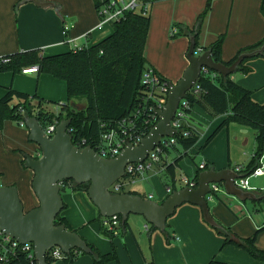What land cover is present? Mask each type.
<instances>
[{"label": "crops", "instance_id": "crops-1", "mask_svg": "<svg viewBox=\"0 0 264 264\" xmlns=\"http://www.w3.org/2000/svg\"><path fill=\"white\" fill-rule=\"evenodd\" d=\"M47 1L55 2L60 11L57 12L53 7H39L30 0H0V58L36 48L43 49L46 54L61 53L97 43L113 31L111 25L98 27L100 19L94 0ZM209 2L210 9L201 25L199 46L208 47L224 35L221 56L223 61H229L241 48L264 38L262 0H159L149 8L152 29L145 55L151 61L150 66L168 82H177L190 64L186 55L190 44L189 36L171 37L174 25L183 23L193 28ZM66 25L69 26L68 38H65ZM247 66L251 71L245 73L237 70L232 78L242 87L251 90L255 101L264 103V57L250 60ZM8 87L32 95L38 94L48 101L55 102L49 107L54 112H59L60 103L68 101L67 82L45 73L0 72V98L5 95ZM73 102L76 107L85 106L84 101L75 100L71 103ZM223 118L211 117L199 106L188 115L186 124L201 132V138L188 152L198 148L201 159L191 166H184L179 162L177 168L184 170L180 180L184 177L193 179L203 162L210 165L204 170L236 169L237 166L247 168L257 147L256 132L252 137L249 135L251 128L231 124L223 128L209 144L204 145ZM238 139L240 142H236ZM243 145H247L246 149ZM38 152L39 147L29 140V130L24 124L14 120L5 122L0 130V158L12 160L20 174L17 178L8 179L1 173L3 166L0 162V186H17L24 206L25 202L29 204L28 207H24L25 211L30 210V206H38L39 200L32 188L34 172L24 166L23 155L30 153L36 156ZM261 165L264 168V153L257 161V166ZM163 168L165 167L155 168L138 176L136 181L139 185L133 186V183H130V191L144 198L152 196L151 199L163 202L170 195L169 187L158 181L159 173L165 172ZM20 178L22 182L19 181ZM145 180H149L147 185L149 191H146ZM181 184L177 183L178 189L185 187ZM249 187L257 194H263L264 174L251 176ZM220 192L216 194V198L209 200V207L213 217L222 226L230 227L233 233L240 237H250L259 228L264 227L263 204H259L262 211L257 209L258 206L245 211L241 202L227 198ZM75 194L83 196L86 212L82 210L81 215L78 212L80 218L74 222L63 212L61 215L67 218L73 229L82 226L79 233L84 238L92 236V239L88 240L93 242L92 245L101 253H109L112 250L117 252V261L103 264H209L214 257L234 264H264V261L253 258L243 248L234 245L224 246V237L204 221L201 208L190 203L178 207L175 214L168 218L169 236L159 229L152 228L148 223H143L138 229L133 221L129 222L130 214L129 227L122 226V232L117 230L111 246L108 240H104L102 234L105 219L101 218L99 209L94 210L92 206L94 203L87 192L80 190ZM70 196L71 194H63L66 207L68 202L66 198ZM84 197H87V200ZM95 211L96 214L98 212L97 220L100 222L94 219ZM86 221L89 225L91 222V225H94L93 230L91 229L93 232L86 226L88 224ZM96 234L102 237L99 238ZM256 246L264 250V229L257 234ZM54 264L67 262L58 259ZM74 264H94V258L89 253H83Z\"/></svg>", "mask_w": 264, "mask_h": 264}, {"label": "trees", "instance_id": "trees-1", "mask_svg": "<svg viewBox=\"0 0 264 264\" xmlns=\"http://www.w3.org/2000/svg\"><path fill=\"white\" fill-rule=\"evenodd\" d=\"M157 1L159 0H140L143 5L149 4L150 6ZM95 5L97 7L96 1ZM209 9L210 2L206 10L199 16L197 25L193 28H189L183 23L174 25L178 27V33L175 32L173 27L174 32L171 37L196 34V51L199 48L210 50L215 61L227 65L232 64L242 53L264 45L263 38L255 44L241 48L229 61H223L221 56L224 35H221L217 41L208 47L199 46L198 39L201 25ZM261 12L264 16V0L261 3ZM150 24L149 12L143 14L142 12L129 10L124 13L123 17L112 23L113 31L109 36L92 45H85L82 48H74L56 54H46L43 49L36 48L1 57L0 72L12 71L18 73L22 72L24 68L36 65L38 66L37 74L45 73L65 80L67 82L68 101L60 103L61 109L59 112H54L49 107L55 102L48 101L38 94L32 95L8 87L5 95L0 98V130L7 120H14L21 124L27 116L36 117L44 127L54 121L70 118L73 143L80 146H93L92 141L94 138L107 131V129H119V123L125 119L133 120L139 126L142 125L147 118L151 117L153 112L149 111L147 107L150 103V101H147L148 88L142 81L143 73L150 66L145 55ZM65 38H68V30L65 31ZM256 57H264V53ZM256 57L245 59L238 70L245 73L251 71V68L247 66V62ZM5 59L6 62H4ZM232 76L233 74L226 77L218 75L214 78L208 74L201 75L197 81L199 90L196 92L192 89L186 95L189 106L185 108V112L190 115L195 107L199 106L211 117H224L204 145L209 144L223 128L231 124L255 130L257 147L245 170L246 175H250L258 168L257 161L261 159L264 153V103L255 101L252 91L239 85ZM161 79L168 82L163 76ZM75 100L84 101L85 106L83 108L77 107L74 110L71 102ZM138 110H140L139 113ZM156 123L154 121L148 126L146 125V132ZM183 126L188 134L186 135L184 131L180 130L176 134V140L177 144L184 148L185 153L174 159L173 162H165L162 156L161 163L156 165V169L165 167V173L171 176L170 182L165 184L167 187H171L172 191L178 189L176 168L180 159L201 138V132L197 128L189 126L186 122ZM168 152L169 150L166 151V154ZM209 167L208 163L205 167H199L193 180L197 183L199 173ZM119 182L123 184L118 192H132L129 188L132 182L131 179L128 181L127 178H124ZM89 185V183L76 184L73 180L63 182V186H71L74 190L85 192L88 191ZM111 191L116 193L113 189ZM254 203L263 204L264 206V199ZM65 207L66 205L64 209ZM119 217L121 218V216ZM55 222L64 225L69 230L77 231L71 227L67 218L61 213ZM121 226L129 227L128 221L123 223L121 218ZM151 227L155 228L154 226ZM214 229L224 237V246L234 245L243 248L253 258L264 261V250L256 246L257 234L264 227L259 228L250 237H240L234 234L230 227L222 225L220 228ZM104 232L112 239L115 237V234L108 229H105ZM163 233L169 236L167 227ZM88 244L92 248V252L89 254L93 256L94 264L118 260V254L115 250L103 254L94 245ZM83 253L85 252L73 249L70 253H66L63 259L66 260L67 264H74L79 255ZM46 260L47 264L57 261L48 252ZM7 264H38V261L36 259L31 260L27 253L18 252L10 257ZM209 264L234 263L223 262L214 257Z\"/></svg>", "mask_w": 264, "mask_h": 264}, {"label": "water", "instance_id": "water-1", "mask_svg": "<svg viewBox=\"0 0 264 264\" xmlns=\"http://www.w3.org/2000/svg\"><path fill=\"white\" fill-rule=\"evenodd\" d=\"M30 1L39 7H53L57 12L60 11L55 2ZM189 41L186 55L190 64L177 82H169L167 103L163 110L156 111L158 122L138 146L128 143L114 158L100 156L91 146L75 145L68 131L70 118L59 122L53 137L47 135L36 117L27 116L24 119V125L29 130V140L39 147L37 156L30 153L23 155L24 166L34 172L32 188L39 205L25 211L17 186H0V228L22 244L33 243L38 264H47V251L54 246L61 247L64 253H70L73 249L92 252L88 242L77 231L55 222L65 206L63 193L67 187L63 186V182L66 180H73L76 184H90L87 194L102 217L119 215L122 222L126 223L130 214H139L161 231L166 229L168 218L184 203L199 206L204 221L214 228H220L221 225L209 207L211 198L208 194L212 183L221 184L227 194L242 202H260L264 199V193L257 194L255 190L237 186L235 180L241 175L233 168L203 170L199 173L196 187L185 186L174 190L163 202L144 198L138 193L111 191L112 186L125 176L129 163L144 162L149 152L160 143L161 137L177 134V130L172 127V120L180 102L200 78L203 67L226 77L234 74L245 59L264 53L263 45L242 53L237 60L227 65L215 61L210 50L199 48L196 51V34L189 36ZM72 106L74 110L77 108L74 102Z\"/></svg>", "mask_w": 264, "mask_h": 264}, {"label": "built area", "instance_id": "built-area-1", "mask_svg": "<svg viewBox=\"0 0 264 264\" xmlns=\"http://www.w3.org/2000/svg\"><path fill=\"white\" fill-rule=\"evenodd\" d=\"M97 2V13L99 15V23L98 27L103 28L105 25H111L112 23L119 20L123 17L126 11H135V12H142L143 14H147L149 12L150 5H143L140 0H95ZM69 30V26H65V31ZM174 32L172 30L171 34ZM82 48V47H77ZM7 60L5 59L4 62ZM38 66L34 65L29 68H24L23 73H34L37 72ZM211 75L212 77H217L220 75L218 72L214 70H210L206 67H203L202 73ZM200 75V76H201ZM162 76L151 66L143 73V83L148 88V99L147 101L149 105V111H153L151 113V117L147 118L142 125L136 124L133 120H123L119 123V129L111 128L107 129L100 133L96 138L93 139L91 146L100 156L104 158H114L118 156L122 150L127 146L128 143L133 144L134 146H138L141 143V140L145 138L151 128L154 126L152 125L151 128L146 132V125L156 121L158 122V115L156 114L157 110H163L164 106L168 100V89H169V82L161 79ZM196 92L199 90V85L196 83L195 86L192 88ZM191 89V90H192ZM189 106L186 97L182 99L180 102L179 108L176 111L175 117L172 120V127L177 130V133L181 130L187 135L188 131L184 128V123L187 120L188 115L185 112V108ZM140 110H138V113ZM60 121H54L44 127L45 132L49 137H53L56 133L57 125ZM21 124H24L22 121ZM69 133L72 136V128L69 127ZM85 143V141H83ZM176 135L173 137L163 136L161 137L160 143L149 152L147 159L142 163H129L126 166L125 176L122 178H127L132 180L131 183H134L136 178L140 175H144L149 170L156 168V165L161 163L162 156L166 154V151L169 150L171 147L177 145ZM79 147H85L80 146ZM38 155V154H37ZM36 155V156H37ZM206 162H203L200 167H205ZM164 169V168H163ZM162 169V170H163ZM241 177L235 180L237 186L247 190H251L249 187V178L251 176H260L264 174V168L258 167L256 168L250 175H246V168L243 166H237L235 169ZM162 172V171H161ZM181 183L184 186L196 187L197 183L195 180L184 177L181 179ZM123 183L117 182L112 186L111 189L118 192L120 191ZM223 189V186L218 183L211 184V190L208 194V197L211 199L216 196ZM168 192L171 194L172 188H168ZM152 196H150V199ZM105 226L108 228L109 231H112L115 235H117V230L119 226H121V218L119 215L113 216L111 218H105L104 222ZM18 252L27 253L28 257L32 259H36L34 253V245L33 243H20L15 238L11 237L10 235L6 234L0 228V262L2 264H7L10 257L14 256ZM51 257L55 260L63 259L65 254L61 247L54 246L50 248L48 251ZM37 260V259H36ZM53 262L52 264H54Z\"/></svg>", "mask_w": 264, "mask_h": 264}, {"label": "rangeland", "instance_id": "rangeland-1", "mask_svg": "<svg viewBox=\"0 0 264 264\" xmlns=\"http://www.w3.org/2000/svg\"><path fill=\"white\" fill-rule=\"evenodd\" d=\"M176 25V24H175ZM108 26H110V25H108ZM151 29H152V23L150 24V28H149V32H148V37H147V44L146 45H148V41L150 40V37H151ZM174 30H175V32L176 33H178V27L177 26H174ZM153 32V31H152ZM180 35H178L177 37H179ZM177 37H175V38H177ZM156 42V41H155ZM146 58H147V62H148V65H150V59L147 57V55H146ZM54 106V105H53ZM79 107L81 108L82 106H80L79 105ZM78 107V108H79ZM255 132V130H253V129H251L250 130V137H252V136H254V133ZM234 138V136H232L231 137V140ZM233 141V140H232ZM236 142H240L239 141V139L236 141ZM205 144V143H204ZM246 146L247 145H243V148H245L246 149ZM202 148H203V146H202ZM185 153V150H184V148L181 146V145H179V144H177L176 146H173V147H171L170 149H169V152L167 153V154H164L163 155V160H168L169 162H171V161H174V159H176V158H178V157H180L182 154H184ZM200 159H201V152L200 153H198V148H195V151H190V152H188L186 155H184L181 159H180V161L179 162H181L182 163V165H184V166H186V165H190L191 166V164L193 165V164H195L196 162H199L200 161ZM188 160V161H187ZM0 162H2L1 163V166H3V170H1V173H4L5 174V176L8 178V179H12V178H17L18 177V175L20 174L19 173V171H18V169H17V167L15 166V165H13V162H12V160H10V159H8V158H0ZM21 168H23V167H21ZM153 170H155V167L153 168V169H151L150 171H153ZM183 171L184 170H182V168H177V171H176V175H177V178H178V181H177V183H181V180H180V178H181V174L183 173ZM170 180H171V176L168 174V173H165V172H161V173H159V176H158V181L160 182V183H168V182H170ZM19 181H23L22 180V178H20L19 179ZM144 184H145V186H146V188H147V190L146 191H149L148 189H149V187L147 186V185H149V180H145L144 181ZM139 185V182L138 181H136L135 180V182L133 183V186H138ZM179 185V184H178ZM181 185H183V184H181ZM180 185V186H181ZM17 189H18V187H17ZM18 191H19V189H18ZM78 191H80V190H74L71 186H68L67 187V189H66V192H64L63 194H71V196L70 197H67L66 199H67V201L69 202V204H68V202H67V207H65V209H63V213L69 218V220H72L73 222L74 221H77V220H79V218H80V215L82 214V210L84 211V212H86V205H85V202H83L82 200H84L83 199V196H78V195H76L75 194V192H78ZM147 193H149V192H147ZM223 196H225V197H227V198H232L233 200H235L236 202H241L242 204H243V206H244V209H245V211L247 210V209H249V210H251L253 207L254 208H256L257 206V209H259V211H262L261 210V208L262 207H260V205H259V203H254V202H252V201H250V200H248V201H246L245 202V204L242 202V201H240V200H238L236 197H234V196H232V195H229V194H227L226 193V191L224 190V188L223 189H221V192H220ZM19 195H20V193H19ZM142 195H144V194H142ZM20 198H21V196H20ZM69 198V199H68ZM85 198V197H84ZM156 198H157V196H156ZM214 198H216V196H214ZM86 200H87V197L85 198ZM21 200H22V202H23V199L21 198ZM210 203H212V200L210 201ZM23 204H24V202H23ZM89 204V203H88ZM28 203L26 204V202H25V206L26 207H28ZM24 206V207H25ZM37 205H34V206H30L31 208L30 209H32V208H34V207H36ZM92 206H93V208H94V210H96V208L97 207H95V205H93L92 204ZM264 208V207H263ZM61 212V213H62ZM80 213V215H79V213ZM98 212H97V214H96V211H95V214H94V219L96 220V221H99V220H97L98 219ZM139 216H142V215H139V214H131V219L129 220V222H134L135 223V225H136V227L138 228V227H140L143 223L145 224V223H148L147 221H146V219L144 218V216H142V218L141 217H139ZM102 218V217H101ZM93 219V218H92ZM71 222V221H70ZM100 222V221H99ZM86 223H88L87 221H86ZM92 223V222H91ZM91 223H90V225H89V223L86 225V226H88L89 227V229L91 230H93V227L92 226H94V225H91ZM149 224V223H148ZM150 226H152L151 224H149ZM86 226H84V227H86ZM81 227L82 226H79L78 228H75L77 231H78V233H79V230L81 229ZM83 227V228H84ZM105 229H108L106 226H104L103 227V232L105 231ZM119 231L120 232H122V230H123V228H122V226H119ZM139 229V228H138ZM91 230V231H92ZM93 232V231H92ZM102 232V234L104 235V237H105V239L104 240H108L107 242H109L110 244H111V246H112V238L108 235V234H105V232L103 233ZM80 234V233H79ZM81 235V234H80ZM99 238H101L102 237V235H99V234H96ZM82 236V235H81ZM83 237V236H82ZM89 239H92V236H87ZM84 238V237H83ZM88 238H84L88 243H90V244H92L93 242H91L90 240H88ZM114 239V238H113ZM119 240L121 241L122 240V237L120 236L119 237ZM90 241V242H89ZM112 250V249H111ZM90 256H92L91 254H90ZM59 262H61V261H59Z\"/></svg>", "mask_w": 264, "mask_h": 264}]
</instances>
